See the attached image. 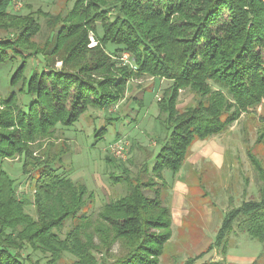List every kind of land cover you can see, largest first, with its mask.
Here are the masks:
<instances>
[{
    "label": "trees",
    "instance_id": "obj_1",
    "mask_svg": "<svg viewBox=\"0 0 264 264\" xmlns=\"http://www.w3.org/2000/svg\"><path fill=\"white\" fill-rule=\"evenodd\" d=\"M14 1L0 0V65L21 61L10 84L20 85L18 94L31 101L22 108L16 91L0 96V264H41L33 253L46 264H161L173 236L166 172L176 176L196 142L225 133L263 104L264 0H76L67 11L25 15L12 12ZM41 18L47 37L39 42ZM91 32L98 41L93 48ZM124 54L132 56L134 68L113 59ZM34 58L41 67L27 76ZM145 76L172 82L157 102L166 136L151 169L144 163L133 174L106 158L121 169L110 178L126 194L93 217L85 208L94 194L71 179L63 154L38 155L37 149L89 108L119 105L129 82ZM181 90L194 95L183 110ZM112 121L117 119L107 124ZM107 131V125L96 129L95 138ZM257 144L264 147V118ZM249 156L263 178L264 168ZM15 159H21L31 198L19 195L18 182L3 167ZM235 225L264 242V188L259 200L228 211L214 242L184 264H230L203 259L216 248L226 252ZM26 250L32 254L23 257Z\"/></svg>",
    "mask_w": 264,
    "mask_h": 264
},
{
    "label": "rangeland",
    "instance_id": "obj_2",
    "mask_svg": "<svg viewBox=\"0 0 264 264\" xmlns=\"http://www.w3.org/2000/svg\"><path fill=\"white\" fill-rule=\"evenodd\" d=\"M75 1L22 0L23 7L17 13L25 15L37 10L60 13L70 9ZM39 22L43 30L37 40L41 42L47 37V30L44 18L39 19ZM97 27L98 33L102 34L101 24ZM4 37L5 33L0 32V39ZM89 37L91 41L89 47H96L98 41L94 33L91 32ZM107 49L113 52L115 47L108 46ZM117 56L113 59H119L124 63L121 55ZM132 59L129 55V67L134 68ZM20 62L19 60L17 64L8 62L0 65L1 97L12 91L18 94L20 85L13 89L10 82ZM40 67L41 61L35 58L30 60L27 76L33 69ZM55 68L60 73L61 63L56 64ZM171 84L169 80L151 76L133 79L129 82L125 100L119 105L108 111L89 108L87 114L74 126L59 125L55 136L45 141L42 150L37 149L38 155L47 152L53 157L63 154L62 165L65 169H70L71 179L76 183L85 184L94 194V203H88L85 208L93 217L97 216L104 203L126 194L125 188L114 184L110 178L112 172L121 173V169L107 162L108 156L133 174L144 163H148L149 168H152L155 155L166 136L162 120L157 119L159 115L157 102ZM18 99L22 108L31 101L23 93L18 94ZM193 100L194 95L191 92L181 90L178 109L183 110L193 104ZM109 118H116L117 121H112L115 124L109 125L107 124ZM263 118L264 101L258 109L243 114L225 133L195 143L187 166L176 176L171 178L170 172H166V180L169 183L167 204L179 216L175 217L177 222L172 219L173 236L165 248L161 264H184L190 257L197 256L214 242L228 211L240 207L245 201L260 199L264 177L259 176L249 153L254 155L264 168V147L257 144L263 127ZM104 125L108 126L107 134L97 140L94 131ZM118 141L125 143L126 159L114 157L109 152L111 146ZM20 160H7L3 167L11 178L18 182L19 195L31 198L32 190L29 187V180L22 175ZM58 161L55 163L56 166L60 165ZM188 208L189 212L181 222L180 215L183 213L180 212ZM30 212L34 214L33 208ZM235 227L236 231L228 238L226 252L223 254L216 248L203 261L264 264V242L252 239L236 225ZM69 228L70 224H67L63 232ZM29 254H32L31 250L22 253L23 257ZM32 259L41 264L47 263V259L39 253H33Z\"/></svg>",
    "mask_w": 264,
    "mask_h": 264
},
{
    "label": "built area",
    "instance_id": "obj_3",
    "mask_svg": "<svg viewBox=\"0 0 264 264\" xmlns=\"http://www.w3.org/2000/svg\"><path fill=\"white\" fill-rule=\"evenodd\" d=\"M23 7L22 4V0H15L12 4L11 10L13 13H17L19 10H21ZM129 55L128 54H124V56L121 58V60H123V64L129 65ZM125 143H123L122 141H118L116 142L114 145L111 146V148L109 149L110 153L114 156V157H119L120 159H126V154H125V148H124Z\"/></svg>",
    "mask_w": 264,
    "mask_h": 264
},
{
    "label": "crops",
    "instance_id": "obj_4",
    "mask_svg": "<svg viewBox=\"0 0 264 264\" xmlns=\"http://www.w3.org/2000/svg\"><path fill=\"white\" fill-rule=\"evenodd\" d=\"M198 142H199V141H198ZM196 143H197V142H196ZM189 160H190V156H189V158L186 160V162L184 163V166L182 167V169L185 168V167L187 166V163H188ZM182 169H181V170H182ZM181 170H180V171H181ZM169 176H170L171 178H173L171 175H169ZM188 212H189V208H188V210H186V211L183 210V211L180 212V214L183 213L182 215H180V217H181V222H183V220L185 219L184 217L187 215ZM171 214H172V219H173V221L177 222L176 218H177V216H179V214H178V213L175 214L173 208L171 209ZM175 217H176V218H175Z\"/></svg>",
    "mask_w": 264,
    "mask_h": 264
}]
</instances>
